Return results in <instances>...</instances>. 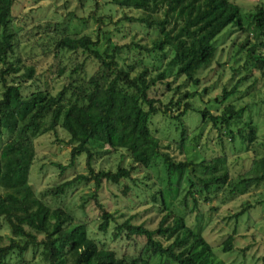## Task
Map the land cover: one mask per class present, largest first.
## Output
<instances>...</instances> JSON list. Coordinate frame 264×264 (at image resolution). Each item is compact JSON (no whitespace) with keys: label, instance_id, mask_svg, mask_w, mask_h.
I'll return each mask as SVG.
<instances>
[{"label":"trees","instance_id":"trees-1","mask_svg":"<svg viewBox=\"0 0 264 264\" xmlns=\"http://www.w3.org/2000/svg\"><path fill=\"white\" fill-rule=\"evenodd\" d=\"M15 2L0 0V264H31L27 258L30 252L32 258L38 256L42 264H208L212 245L201 231L187 224L184 215L168 205L162 190L159 191L162 211L151 228L134 223L132 218L120 222L115 213L105 208L98 193L104 181L117 184L132 179L135 171L150 169L156 166L157 160H161L164 167L167 187L173 185V175L192 174L182 204L188 206L186 201L193 200L188 213L198 208L197 194L204 195V201L210 202L222 190L226 191V187H231L230 194L234 195L238 190H249L264 181V170L255 176L233 174L228 163L229 142L239 139L246 150L254 153V158L259 155L258 148L263 146L264 149V134L260 140L258 124L251 115L244 119L249 104L239 106L233 101L222 105V111L215 114L207 108L200 110L205 120L216 128L215 146L220 148L214 156L200 161L189 159L185 154L175 156L171 146L164 143L168 139L154 135L150 126L153 114L175 119L181 128V139L178 137L177 142L184 146L188 129L183 120L192 102L185 101L182 108L181 102L193 97L195 92L185 90V84L172 87V83L181 76L197 85L200 83L195 75L216 59L218 47L214 41L226 28L238 27L246 34L238 45L244 47L252 43L247 56L257 68L264 69V51L258 52L264 49V5L258 4L255 10L246 13L235 0H110L124 9L144 13L134 19L147 29L157 31L152 45L132 42L116 45L108 52L96 47L101 27L95 35L63 34L56 42V52H82L87 59L96 61L97 68L88 75L87 60H83L68 74L70 81L58 92L41 87L26 92L31 86L24 85L23 81L32 79L33 68L27 67L21 76L11 80L7 78L21 69L19 60L10 59L16 48ZM158 13L159 16H154ZM124 15L127 16L126 12ZM94 19L103 23L101 16ZM134 49L130 60L123 56V51L129 53ZM155 52L160 59L171 53L167 66L155 68L145 61ZM173 69L172 82L167 78ZM242 79L230 90L224 88L223 97L235 94ZM163 83L171 93L166 100L156 94L157 86ZM262 103L264 106V98ZM175 110L180 112L174 113ZM58 127L69 135V166L85 154L88 173L61 180L38 194L29 177L35 154L33 140L51 132L56 134ZM122 150L131 159L128 165L120 163L115 170L94 168L96 159ZM259 162L264 167V153ZM56 165L64 173L66 168ZM198 168H202V176L197 174ZM87 180H93L95 186L93 199L101 218L98 230L108 234L113 227L114 241L134 240L133 253L119 254L115 248L93 237L88 223L77 222L61 205L78 181ZM49 197L58 203L50 205L46 200ZM253 208L250 203L244 204L234 217ZM5 227L10 232L7 241L1 233ZM235 233L236 229L224 240L223 250H232ZM138 238L143 242H137Z\"/></svg>","mask_w":264,"mask_h":264},{"label":"rangeland","instance_id":"rangeland-1","mask_svg":"<svg viewBox=\"0 0 264 264\" xmlns=\"http://www.w3.org/2000/svg\"><path fill=\"white\" fill-rule=\"evenodd\" d=\"M235 1L242 5L246 13L255 10L258 4L264 5V0ZM13 14L17 33L15 54L10 59L12 62L19 60L21 69L18 73L9 74L7 78L11 80L21 76L27 67L33 68L32 79L23 81L24 85L31 86L25 89L26 92L37 87L50 88L51 91L58 92L70 81L68 74L83 60H87L88 75L97 68L96 61L92 58L87 59L86 54L82 52L61 50L57 53L56 42L63 34L95 35L98 27H101L99 43L96 47L100 51L108 52H112L116 45H128L132 42L151 46L158 35L157 31L147 29L144 24L134 19L143 16L144 13L135 9H124L120 5L112 4L110 0H16ZM100 16L103 23L94 19ZM154 16H159V13ZM245 38L246 34L239 31L238 27L226 28L214 41L218 47L216 59L208 66H203L195 75L200 78L198 85L192 80H187L186 76H181L173 82L174 69L167 78L168 81L173 82L172 87L182 83L186 86L185 90L195 92L193 97H189L188 100L183 99L181 102V108L185 101L192 102V108L183 120L188 129L184 146L181 142H177L178 137H181V128L175 119L161 113L153 114L150 118L154 135L168 139L164 140V143L171 146L170 150L175 156L183 157L185 154L189 159L200 161L219 152V146H215L218 141L216 128L210 121L205 120L200 110L207 108L214 114L220 113L222 105L233 101L239 106L249 104V109L244 113V119L251 115L252 120L258 124L260 140H262L264 69L257 68L252 59L247 56V50L252 43H247L244 47L238 45ZM135 51L134 49L129 52L131 54L123 51L122 54L130 60ZM263 51L264 49L258 52ZM171 58L172 55L169 53L165 58L160 59L155 52L148 55L145 61L155 68H164ZM240 78L243 79L239 90L228 98H224L222 90L224 88L230 90ZM157 88L156 94L165 100L171 95L164 83ZM1 92L0 83V94ZM180 111L175 110L174 113ZM56 134L51 132L33 140L35 154L29 177L38 194L61 180L88 173L85 154L79 156L73 166H69L71 151V145L68 143L69 135L61 127H58ZM171 140H174L172 141L174 144ZM245 148L246 145L239 139L227 144L230 170L233 174L243 173L244 176L260 175L264 170L259 162V158L264 153L263 146L257 149L259 155L255 158L254 153ZM130 160L127 152L122 150L96 159L93 166L96 170H115L118 164L126 166ZM56 164L66 168L64 173ZM197 174L202 176V168H198ZM180 176H182L181 180H179ZM191 176L189 172L182 175L175 174L172 176L173 185L167 187L164 182L166 179L164 167L161 160H157L156 166L135 171L132 179L123 180L117 184L104 181L98 198L107 210L116 214L120 222L132 218L134 223L151 228L156 225L162 211L159 193L162 190L168 205L175 212L184 215L187 224L196 231H201L212 245L213 253L209 257L208 264H211L210 261L217 264H264V181L251 186L249 190H238L234 195L230 194L231 187H226V191L222 190L210 202L204 201V195L197 194L198 208L188 213V210L193 207V200L189 198L186 201L189 207L182 204L190 185L188 178ZM94 192L93 180L78 181L75 188L63 198L61 205L74 215L77 222L88 223L89 232L93 237L100 239L108 247L115 248L119 254L133 253L134 240L123 238L114 241L111 234L113 227L108 234L98 230L101 218L98 205L93 199ZM154 194H156L155 199ZM46 200L52 206L58 203L51 197ZM247 203L255 208L248 210L240 217H234ZM235 229L232 250H223L224 240ZM1 233L7 241L6 237L10 235L9 230L5 227ZM137 240V242H143L142 238ZM32 256L31 252L27 255L31 264H42L38 256L34 259Z\"/></svg>","mask_w":264,"mask_h":264}]
</instances>
